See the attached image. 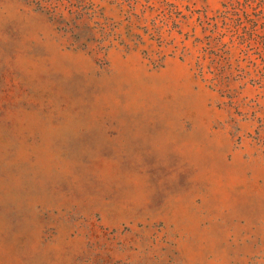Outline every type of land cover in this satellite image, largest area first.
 <instances>
[{"label":"rangeland","instance_id":"rangeland-1","mask_svg":"<svg viewBox=\"0 0 264 264\" xmlns=\"http://www.w3.org/2000/svg\"><path fill=\"white\" fill-rule=\"evenodd\" d=\"M0 264H264V0H0Z\"/></svg>","mask_w":264,"mask_h":264}]
</instances>
